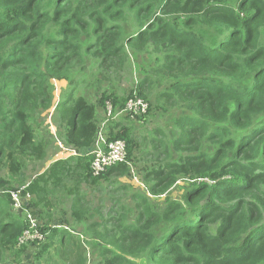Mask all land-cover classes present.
<instances>
[{
  "label": "trees",
  "instance_id": "obj_1",
  "mask_svg": "<svg viewBox=\"0 0 264 264\" xmlns=\"http://www.w3.org/2000/svg\"><path fill=\"white\" fill-rule=\"evenodd\" d=\"M140 54L156 65L133 97L148 104L143 115H170L176 131L152 130L155 163L141 168L143 180L153 194L182 178L189 188L162 209L132 194L135 205L88 225L96 264H264V0H0V170L18 175L46 158L48 142L32 121L51 107L59 81L70 85L55 107L63 140L89 150L98 106L78 94L80 80L110 89L100 104L111 102L118 115L128 99L120 104L116 86ZM131 119L110 120L108 137L126 142L127 157L102 174L89 154L57 159L22 188L32 198L21 207L12 197L18 188L0 178V264L28 252L18 247L28 209L69 197L72 218H90L86 187L129 171ZM35 247L38 264L88 262L79 235L62 227Z\"/></svg>",
  "mask_w": 264,
  "mask_h": 264
},
{
  "label": "rangeland",
  "instance_id": "obj_2",
  "mask_svg": "<svg viewBox=\"0 0 264 264\" xmlns=\"http://www.w3.org/2000/svg\"><path fill=\"white\" fill-rule=\"evenodd\" d=\"M151 56L140 54L137 58H133L132 61L126 66L123 78L118 82L115 93L121 100L120 104L125 103L126 99L130 100L136 93L134 89L138 86V81L143 78V74L150 67L155 66L156 63L152 61ZM93 67H89L86 71V75H89L93 71ZM83 75V74H82ZM89 80H80V90L78 94L84 95L88 100L95 103L98 106V120L99 123L106 119L105 106L100 104V95L104 90L109 91L103 84H95L92 78ZM86 81L91 83H86ZM55 85V84H54ZM164 85V84H163ZM162 85V86H163ZM70 91V85L67 81H59L56 83L54 89L53 104L48 109H42L35 121H32L36 130L38 139H43L48 142V152L44 160L29 161L26 168L18 175L11 173L9 170H0V178L6 179L9 183L18 189L25 187L30 183L39 173L43 172L49 164L60 157L69 155L70 153L78 152L79 149L74 146L67 145L63 140V128L55 114L56 104L65 99L66 93ZM111 91V90H110ZM109 91V92H110ZM111 103V102H110ZM121 106V105H120ZM114 115V111L111 105L108 106ZM121 109V108H120ZM114 115L112 119L114 123L123 122L127 125L131 118L119 117ZM148 113L146 116L132 120L134 124L133 132L137 137V144L133 151V159L128 162L129 171L122 173H114L110 175L112 180H101V187L91 185L86 187L89 204L91 208V215L84 223H78L71 216L70 198L60 197L51 198V207L48 209L34 208L28 210L27 222L28 227L24 231L21 239L23 240L18 245L28 246V252L26 255H22L21 258H15L14 256L8 257L5 264H38V261L33 259V251L36 249V243L42 236H45L52 227H62L69 229L74 235H79L83 243L87 246L88 262L87 264H96L98 261V251L95 246V242L90 238L87 233V226L94 222H101L102 218H109L114 212H120V206L122 205H135V201L131 198L132 194H144L148 197V200L154 205V208L162 209L166 206L170 199H180L186 189L189 188V183L185 178L178 181L176 185H173L167 192L153 194L150 192L148 185L143 180L142 167H150L155 162V152L153 146L149 143L152 140V130L157 126H161L164 131L173 135L176 131H173L174 124L170 121V115L158 116V113ZM132 125V124H131ZM118 130V129H117ZM155 135V134H154ZM160 137V134H157ZM62 149V152H61ZM149 153H154V156ZM91 203V204H90ZM50 214V216H48ZM116 215V214H115ZM132 218V217H131ZM59 257H56L55 262H58Z\"/></svg>",
  "mask_w": 264,
  "mask_h": 264
},
{
  "label": "built area",
  "instance_id": "obj_3",
  "mask_svg": "<svg viewBox=\"0 0 264 264\" xmlns=\"http://www.w3.org/2000/svg\"><path fill=\"white\" fill-rule=\"evenodd\" d=\"M109 105L111 104L107 103L105 106V110L107 107L106 119L99 124L96 139L90 149L86 152V154L92 156L91 166L95 174L104 173L111 166L124 161L127 157L126 142L123 139L110 140L108 137L107 125L112 118V112L108 107ZM147 110L148 104L141 98H137L134 96L132 99L127 101L125 108L121 109L119 112L120 114L127 112L130 114V118L133 119L136 116H142L147 112ZM78 154H81V152L70 153L68 157ZM12 197L15 202V207L28 205L29 201L32 198L31 194L29 193L23 195L22 188L16 191H12ZM42 239H44V236L40 238V240ZM22 241L23 240L21 239V242Z\"/></svg>",
  "mask_w": 264,
  "mask_h": 264
},
{
  "label": "crops",
  "instance_id": "obj_4",
  "mask_svg": "<svg viewBox=\"0 0 264 264\" xmlns=\"http://www.w3.org/2000/svg\"><path fill=\"white\" fill-rule=\"evenodd\" d=\"M109 124V123H108ZM107 132H108V125H107ZM61 152H62V149H61ZM79 152H81V153H86L87 151H82L81 149H79V151L77 152V153H79ZM69 155H67V156H65L64 155V157H68ZM60 158H63V157H60Z\"/></svg>",
  "mask_w": 264,
  "mask_h": 264
},
{
  "label": "clouds",
  "instance_id": "obj_5",
  "mask_svg": "<svg viewBox=\"0 0 264 264\" xmlns=\"http://www.w3.org/2000/svg\"><path fill=\"white\" fill-rule=\"evenodd\" d=\"M109 122H110V121H109ZM109 122H108V123H109Z\"/></svg>",
  "mask_w": 264,
  "mask_h": 264
}]
</instances>
